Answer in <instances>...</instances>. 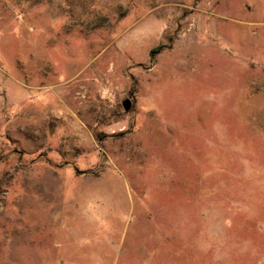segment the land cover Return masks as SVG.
<instances>
[{"label":"rangeland","instance_id":"obj_1","mask_svg":"<svg viewBox=\"0 0 264 264\" xmlns=\"http://www.w3.org/2000/svg\"><path fill=\"white\" fill-rule=\"evenodd\" d=\"M0 264H264V0H0Z\"/></svg>","mask_w":264,"mask_h":264},{"label":"water","instance_id":"obj_2","mask_svg":"<svg viewBox=\"0 0 264 264\" xmlns=\"http://www.w3.org/2000/svg\"><path fill=\"white\" fill-rule=\"evenodd\" d=\"M123 108H124L125 111L129 110L130 103L128 101H125L124 104H123Z\"/></svg>","mask_w":264,"mask_h":264}]
</instances>
